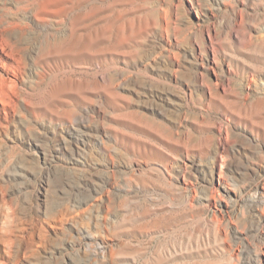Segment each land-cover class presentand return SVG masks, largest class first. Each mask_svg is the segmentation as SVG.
<instances>
[{
  "label": "rangeland",
  "instance_id": "obj_1",
  "mask_svg": "<svg viewBox=\"0 0 264 264\" xmlns=\"http://www.w3.org/2000/svg\"><path fill=\"white\" fill-rule=\"evenodd\" d=\"M2 13L0 264H264V0Z\"/></svg>",
  "mask_w": 264,
  "mask_h": 264
},
{
  "label": "bare ground",
  "instance_id": "obj_2",
  "mask_svg": "<svg viewBox=\"0 0 264 264\" xmlns=\"http://www.w3.org/2000/svg\"><path fill=\"white\" fill-rule=\"evenodd\" d=\"M8 21L9 20H7L6 14L4 13L0 14V49H1L0 51H2L3 53L5 52V47L8 41L6 38L8 36V33L10 32L12 27L15 26L16 28L18 26L16 23H12ZM3 69L14 72L16 67H14V65L3 64Z\"/></svg>",
  "mask_w": 264,
  "mask_h": 264
}]
</instances>
